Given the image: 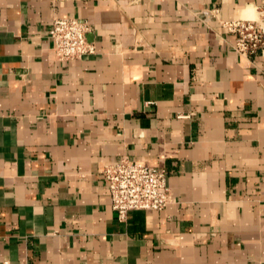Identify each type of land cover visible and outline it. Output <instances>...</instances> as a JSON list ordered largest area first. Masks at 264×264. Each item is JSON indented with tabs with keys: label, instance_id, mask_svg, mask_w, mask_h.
I'll return each instance as SVG.
<instances>
[{
	"label": "crops",
	"instance_id": "1",
	"mask_svg": "<svg viewBox=\"0 0 264 264\" xmlns=\"http://www.w3.org/2000/svg\"><path fill=\"white\" fill-rule=\"evenodd\" d=\"M264 0H0V264H264V55L221 24ZM57 17L95 52L59 60ZM164 169L163 210L104 167Z\"/></svg>",
	"mask_w": 264,
	"mask_h": 264
},
{
	"label": "built area",
	"instance_id": "2",
	"mask_svg": "<svg viewBox=\"0 0 264 264\" xmlns=\"http://www.w3.org/2000/svg\"><path fill=\"white\" fill-rule=\"evenodd\" d=\"M253 16L244 15L221 24L235 37L233 49L245 58L264 55V7H254ZM91 25L74 17H57L49 31L59 60L81 58L95 52L89 41ZM103 178L112 198V207L125 221L132 210H163L175 201L167 172L128 156L104 167Z\"/></svg>",
	"mask_w": 264,
	"mask_h": 264
},
{
	"label": "bare ground",
	"instance_id": "3",
	"mask_svg": "<svg viewBox=\"0 0 264 264\" xmlns=\"http://www.w3.org/2000/svg\"><path fill=\"white\" fill-rule=\"evenodd\" d=\"M254 13H255L254 7H249L248 9L245 10V15L253 16Z\"/></svg>",
	"mask_w": 264,
	"mask_h": 264
}]
</instances>
